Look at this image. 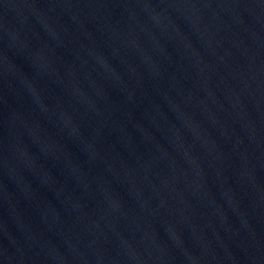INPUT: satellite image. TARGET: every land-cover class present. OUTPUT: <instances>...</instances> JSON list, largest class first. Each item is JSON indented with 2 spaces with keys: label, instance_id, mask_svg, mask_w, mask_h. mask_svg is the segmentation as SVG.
<instances>
[{
  "label": "water",
  "instance_id": "95a60500",
  "mask_svg": "<svg viewBox=\"0 0 264 264\" xmlns=\"http://www.w3.org/2000/svg\"><path fill=\"white\" fill-rule=\"evenodd\" d=\"M0 264H264V0H0Z\"/></svg>",
  "mask_w": 264,
  "mask_h": 264
}]
</instances>
